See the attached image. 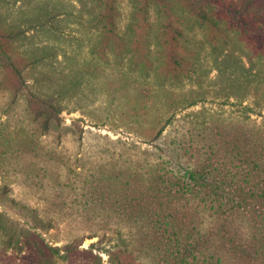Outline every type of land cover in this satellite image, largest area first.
<instances>
[{"label": "rangeland", "instance_id": "374dc122", "mask_svg": "<svg viewBox=\"0 0 264 264\" xmlns=\"http://www.w3.org/2000/svg\"><path fill=\"white\" fill-rule=\"evenodd\" d=\"M119 1L120 29L111 33L98 22L107 8L99 0H0V17L22 28L14 43L20 50L13 51L41 59L29 70V81L51 89L76 85L66 109L44 131L30 113L15 68L0 56V217L46 246L81 242L74 261L56 255L50 264H91L94 257L99 261L96 255L101 264H131L132 254L136 261H152L141 190L158 158L183 169L220 134L222 140L230 134L242 140L250 132L257 145L264 144V77L257 89L256 82L236 75L264 71V49L257 48L263 41L229 25L226 47L213 40L212 26L197 21L199 8L183 0L170 1L186 24L165 7L166 0ZM221 1L232 4L229 14L236 21L242 13L264 17V0ZM179 29L191 38L187 45L197 63L191 74L180 69L182 78L174 82L169 78L179 71ZM14 57L23 68L22 56ZM169 95L187 106H179L158 148L143 141L141 129L145 137L155 134L150 124L166 111ZM191 216L195 224L209 221L194 211ZM2 248L0 243V264L36 262L35 256ZM106 249L123 250L112 260Z\"/></svg>", "mask_w": 264, "mask_h": 264}, {"label": "trees", "instance_id": "16d2710c", "mask_svg": "<svg viewBox=\"0 0 264 264\" xmlns=\"http://www.w3.org/2000/svg\"><path fill=\"white\" fill-rule=\"evenodd\" d=\"M99 1L105 2L107 8L98 13V22L103 32L115 33V29H120L117 20L120 16L117 3L120 1ZM166 1L165 7H169L173 15L186 24L187 19L178 10L176 11L173 5L171 6L170 0ZM178 1L182 3V0ZM183 1L187 5L192 4L199 8L200 11L195 14L197 21L212 26L217 31V36L213 40L222 41L226 47L230 48L233 27H237L238 31L256 43L259 40L264 42V17L259 19L249 13L246 17L242 13L236 21L229 14L231 3L221 0ZM141 10L144 12L146 8L139 3V12ZM105 11H110L112 17L108 18ZM144 20H146L145 15ZM258 21L260 24H257ZM248 22L256 26L253 29L246 27ZM21 29L19 25L0 17V56L7 59L19 75L21 89H24L28 95L33 119L41 124L44 131H48L54 120L66 109L68 100L75 96L76 85H57L55 89H51L54 85L46 88L41 83L29 81L30 73L41 59L35 60L32 57L27 59L23 54L13 51L20 50L19 44L14 43L19 42ZM175 42L180 48L176 50L177 56L174 57L179 71L169 79L179 82L182 78L180 69L186 71V75L191 74L197 62L192 57L190 46L187 45L191 42L187 32L179 29ZM257 48L264 49V43ZM15 52L25 61L23 68L16 66ZM250 71V69L241 73L237 71L236 75L244 77L246 83L256 82L258 89L259 84L263 82L264 71L259 70L255 74ZM186 104L183 100L178 101L174 95H169L165 104L166 111L161 112L156 117V122L150 124L149 129L155 128V134L151 138L145 137L146 133L141 129L143 141L161 148L156 141L173 122L179 106L185 107ZM147 113L148 111L143 116ZM193 114L197 115V113ZM245 134L242 140L235 139L233 134L222 140L220 134L218 140L208 145V149L204 147L205 151L198 148L199 157L193 163L189 162L183 169L177 170L172 165L165 166L161 157L158 158L152 167L153 172L145 180L141 190V221L144 230H147L145 236L153 246L154 259L149 262L136 261L132 254L131 257H127L128 262L131 264H264V144L257 145L250 132ZM197 198L200 199V203L194 207ZM193 211L196 216L202 218L203 222L206 218L209 219L206 225L194 223L191 216ZM0 230L2 234L0 243L4 251L11 250L26 258L35 256V264H50V259L56 255L74 261L81 245V242H70L63 246L43 245L39 240L32 238L31 233H18L11 221L3 216L0 217ZM122 250L114 252L106 249L112 260L114 254L117 258ZM126 250L133 253V250ZM215 252H218V255ZM96 258L99 261L94 257L91 264H101V256L96 255Z\"/></svg>", "mask_w": 264, "mask_h": 264}]
</instances>
